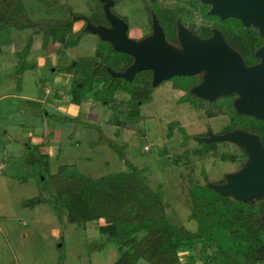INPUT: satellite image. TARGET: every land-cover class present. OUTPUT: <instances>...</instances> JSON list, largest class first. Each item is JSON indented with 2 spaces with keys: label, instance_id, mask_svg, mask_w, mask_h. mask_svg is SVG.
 Returning <instances> with one entry per match:
<instances>
[{
  "label": "rangeland",
  "instance_id": "rangeland-1",
  "mask_svg": "<svg viewBox=\"0 0 264 264\" xmlns=\"http://www.w3.org/2000/svg\"><path fill=\"white\" fill-rule=\"evenodd\" d=\"M99 1L103 6V1ZM22 3L32 21L63 19L70 15V9L87 18L98 9L95 0H22ZM111 7L115 15L128 21L132 38L150 31L148 14L152 12L156 17L157 10L179 12V24L195 34H204L212 25L194 0H120ZM34 30L30 27L0 30V264H114L129 247L124 243L119 246L112 235L99 229L106 225L104 218L84 224L63 223L58 219L38 184V167L23 165L30 153L27 146L30 136H40L44 130L43 119L50 129H55L56 135L59 131L53 142L56 154L48 157L50 172L65 166L66 174L75 171L97 179L127 173L134 167L142 181L159 194L167 220L196 231L197 221L191 216L192 189L225 182L228 174L238 171L248 160L240 144L229 140L206 141L211 133L230 131L227 129L236 120L227 107L229 98L223 95L201 100L190 94L192 102L181 101L184 90L174 82H182L186 77L175 75L153 86L152 81L148 82L153 73H146L150 70L137 72L132 83L118 80L121 89L113 95H101L102 79H95L99 82L96 87L92 84L84 92H76L72 83L82 73L81 68L74 71L68 82L60 79L67 86L64 88L65 84L54 80L55 74L62 71L59 68L87 56H94L97 61L103 59L100 52L95 54L99 36L85 32L76 45L60 44L49 51L50 43L44 45L43 34H34ZM32 34L31 50L23 57L19 52ZM234 34L239 35L237 31ZM101 53L106 54L104 49ZM39 57L43 62L37 66ZM191 76L194 75L188 77ZM62 89L70 96L67 103H81L88 98L97 101L92 114L88 118L64 119L63 111L50 108L45 102L64 93ZM46 112L58 116H46ZM256 223L245 224L238 233L236 243L245 250L246 257L242 264H264V249L261 259L254 252V248L264 244V229ZM234 232L236 229L232 227L223 235L234 237ZM140 236L142 232L136 239ZM215 249L212 245V250ZM177 256L182 264L203 263L198 245L178 249ZM135 264L152 263L140 258Z\"/></svg>",
  "mask_w": 264,
  "mask_h": 264
},
{
  "label": "trees",
  "instance_id": "trees-1",
  "mask_svg": "<svg viewBox=\"0 0 264 264\" xmlns=\"http://www.w3.org/2000/svg\"><path fill=\"white\" fill-rule=\"evenodd\" d=\"M95 1L98 9L87 18L84 14L70 9V15L63 19L44 18L32 21L22 0H0V30L6 27L18 29L30 27L35 29V33L43 34L44 45L52 40L62 42L65 47L74 46L85 32H90L86 29L87 19L94 25L107 20L102 3L99 0ZM119 1L114 0L115 3ZM196 1L203 6L202 15L212 20V25L205 29L204 36H210L213 28H219L229 45L240 53L246 65L259 61L255 53L260 46L264 45V37L260 35L255 26L243 25L235 17L222 20L217 15L208 13L209 3ZM156 14V17L167 28L165 34L169 43H176L177 22L181 20L179 12L157 10ZM82 19H85L83 25L77 31H73V24ZM236 31L239 33L238 36L234 34ZM99 40L95 54L99 55L100 52V55H104L101 61H97L94 56H87L59 68L65 72H72L79 68L83 70L72 83L76 92L82 93L94 83L95 79H102L103 84L99 90L101 95L102 93L113 95L115 91L121 89L118 80L127 83L135 80L137 74L132 80L111 75L109 69L126 70L132 63V56L114 50L108 41L100 37ZM32 41V38H29L19 54L26 57ZM103 49L106 54L101 53ZM201 74L197 73L191 77L181 75L186 77H183L184 81L175 82L177 88L187 90V94L180 99L181 101L189 99L193 92L191 88L200 81ZM148 82L150 84L151 78ZM79 83L81 84L78 85ZM130 89H133V86H130ZM224 97L229 98L227 107L236 116V120L227 130L242 129L256 133L264 145V119L237 113L234 109L237 93L232 92ZM64 119L67 118L64 117ZM33 145L31 142L27 144L30 153L24 159L23 165L38 167H35L39 171L38 184L46 195V199L52 204L58 219L63 223L84 224L91 220L104 218L106 225L99 229L112 235V239L119 246L129 244L127 250L114 264H135L140 258L152 264H182L177 256V250L191 249L195 245L199 246L200 256L203 259L202 264L211 262L242 264L246 259L245 250L236 243L239 241L240 229L243 230L245 224L251 225L254 222L264 229V196L242 201L232 195L220 194L209 184L196 186L190 194L191 216L197 221V230L190 231L184 227L172 225L167 220L159 194L153 192L142 181L138 176L139 171L134 167H131V171L127 173L121 172L97 179L86 177L75 171L66 174L65 166H59L58 171L52 173L49 169L48 155L41 153L38 146ZM243 216H245L244 219ZM232 227L236 229L234 232L236 236L229 234L224 237L223 234ZM140 232L142 236L136 239V235ZM212 245L216 247L215 250H212ZM263 245L259 244L254 248L256 258H262ZM188 264L194 263L190 261Z\"/></svg>",
  "mask_w": 264,
  "mask_h": 264
},
{
  "label": "water",
  "instance_id": "water-1",
  "mask_svg": "<svg viewBox=\"0 0 264 264\" xmlns=\"http://www.w3.org/2000/svg\"><path fill=\"white\" fill-rule=\"evenodd\" d=\"M103 1V9L110 26L86 21V29L109 41L116 51L133 57V62L124 71L109 69L113 77L132 80L142 70H151L152 84L175 75L202 73L193 92L205 99L237 93L234 108L237 113L264 118V45L256 50L259 62L246 65L215 28L205 38L178 25L180 47L170 44L158 19L153 17V33L146 39L136 40L127 35L128 23L115 15L110 7L113 0ZM210 4L209 14L224 20L239 19L243 25L255 26L264 37V0H201ZM229 140L244 147L248 160L238 171L227 175L223 183H208L222 195H232L247 201L264 196V145L258 134L242 129L210 134L206 141Z\"/></svg>",
  "mask_w": 264,
  "mask_h": 264
},
{
  "label": "crops",
  "instance_id": "crops-1",
  "mask_svg": "<svg viewBox=\"0 0 264 264\" xmlns=\"http://www.w3.org/2000/svg\"><path fill=\"white\" fill-rule=\"evenodd\" d=\"M82 23V24H81ZM75 22L73 24V31H77L82 25H83V21L82 22ZM36 34V33H34ZM38 34V33H37ZM97 35V34H96ZM32 40H33V34H32ZM33 43V41H32ZM50 43V47H49V51L54 50V46H62V42H55L52 40H49L47 44ZM46 44V45H47ZM32 47V45H31ZM30 47V50H31ZM47 48V46H46ZM29 50V51H30ZM64 53H66V51H63ZM42 58L39 57L37 59V66L42 65ZM75 75L74 71L72 72H65V71H59V73L55 74L54 80L56 83H61V85L63 86L65 84V82H68L70 80V77L72 78V76ZM65 79V82H59L62 81L60 79ZM100 80V79H99ZM63 83V84H62ZM99 84V82L96 83V80L93 83V86L96 87V85ZM66 84L64 86V88H66ZM100 88V85H99ZM64 93H58L60 94V96L55 95L54 97H52L51 99H49L48 102H45L50 108H54L55 111H63L64 117H68V118H80V117H89L90 114H92V107L95 106L96 103H98L97 101L93 100L92 98H88V99H82L83 101H81V103H67L66 99L68 100L70 98V96L67 97V95H69L68 93H66L67 91H63V89L61 90ZM86 94V93H85ZM84 94V95H85ZM88 95V94H87ZM78 102V101H77ZM66 111V112H64ZM46 116L52 115V117L55 118V116L57 117V114H50L49 112L45 113ZM45 119L42 120L43 122V127L44 130H42V133H39V135H33L30 136V142L31 144H35L39 147V151L41 153H45L48 155V157H54L55 153V144L53 143L56 139H58V130H57V135H56V131L55 129H50L48 127V123L44 121ZM69 121V120H68ZM31 132V131H30ZM54 132V133H53ZM33 134V133H32ZM52 134V138H49V135ZM57 136V137H55ZM212 264V263H209Z\"/></svg>",
  "mask_w": 264,
  "mask_h": 264
},
{
  "label": "flooded vegetation",
  "instance_id": "flooded-vegetation-1",
  "mask_svg": "<svg viewBox=\"0 0 264 264\" xmlns=\"http://www.w3.org/2000/svg\"><path fill=\"white\" fill-rule=\"evenodd\" d=\"M114 1V0H113ZM196 3H197V5H198V7H199V10H200V12H201V14H202V7L203 6H201L200 4H199V2H197L196 0H194ZM114 4L116 5V3L114 2ZM113 6V5H112ZM110 9H112V7H110ZM209 11V10H208ZM118 16V15H117ZM157 16V15H156ZM122 18V17H121ZM181 18V17H180ZM107 19V18H106ZM122 19H124V21H126L127 23H128V21L125 19V18H122ZM82 21H83V23L85 22V19H82ZM148 21L150 22V26H151V28H150V31L148 32V33H146V34H143V35H141L139 38H134V39H136V40H138V39H140V40H142V39H146V38H148L150 35H151V33H152V24H153V15H152V12H149V14H148ZM181 21V20H180ZM158 22H159V24L162 26V28H163V30H164V34H165V29H167L166 28V26L165 25H163V23H162V21H160V19L158 18ZM99 24H103V25H105V26H110V23L108 22V20H106L104 23H99ZM177 24H179V21L177 22ZM213 29H215V28H213ZM129 32H130V24L128 23V30H127V35L130 37V34H129ZM212 33H213V30H212ZM198 36H200L201 38H205V37H208V36H204L205 34H202V32L201 33H196ZM132 38V37H131ZM165 38H166V34H165ZM174 38V37H173ZM166 40H167V38H166ZM168 41V40H167ZM169 42V41H168ZM175 47H180V42H179V39H178V27H176V43H174L173 44ZM133 57H132V60H131V62H133ZM150 73L152 74V71L150 70ZM136 75V74H135ZM135 75H134V77H135ZM180 76V75H179ZM188 76V75H187ZM201 76H202V74H201ZM133 77V78H134ZM202 79V78H201ZM201 79H200V81L199 82H197V84H199L200 82H201ZM165 80H167V79H165ZM151 81H152V78H151ZM162 81H164V80H162ZM161 81V82H162ZM160 82V83H161ZM159 83V84H160ZM174 84H175V86H176V83L174 82ZM196 84V85H197ZM196 85H194V86H196ZM157 86V85H156ZM194 86H192V88H191V92H192V89L194 88ZM180 89V88H179ZM181 89H183L184 90V94H183V96H185L186 94H187V90L186 89H184V88H181ZM192 94L193 95H195V96H197V97H199V98H201V100H207V99H205V98H202V97H200V96H198V95H196L194 92H192ZM223 96V95H222ZM209 100V99H208ZM185 101H190V102H192V99L191 98H189V99H187V100H185Z\"/></svg>",
  "mask_w": 264,
  "mask_h": 264
}]
</instances>
